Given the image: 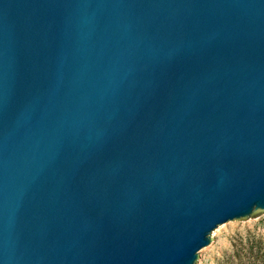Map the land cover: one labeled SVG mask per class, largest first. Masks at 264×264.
<instances>
[{
  "label": "water",
  "instance_id": "1",
  "mask_svg": "<svg viewBox=\"0 0 264 264\" xmlns=\"http://www.w3.org/2000/svg\"><path fill=\"white\" fill-rule=\"evenodd\" d=\"M264 216V0H0V264H200Z\"/></svg>",
  "mask_w": 264,
  "mask_h": 264
},
{
  "label": "rangeland",
  "instance_id": "2",
  "mask_svg": "<svg viewBox=\"0 0 264 264\" xmlns=\"http://www.w3.org/2000/svg\"><path fill=\"white\" fill-rule=\"evenodd\" d=\"M200 260V264H264V216L256 214L246 225L220 230Z\"/></svg>",
  "mask_w": 264,
  "mask_h": 264
}]
</instances>
